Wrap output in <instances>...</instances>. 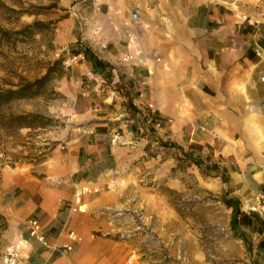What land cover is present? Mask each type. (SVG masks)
Returning <instances> with one entry per match:
<instances>
[{"label": "crops", "instance_id": "0c3cea01", "mask_svg": "<svg viewBox=\"0 0 264 264\" xmlns=\"http://www.w3.org/2000/svg\"><path fill=\"white\" fill-rule=\"evenodd\" d=\"M97 1L99 13L109 21L98 27L97 36L80 41H87L92 55L111 67V80L119 84L118 102L114 105V100L109 102L104 96L105 112L84 118L85 127L71 131L64 158L45 168L41 179L26 168L3 175L0 214L16 242L25 241V263L122 264L121 259L130 254L137 259L135 264H148L138 261L145 253L132 242L121 246L107 239L92 241L93 232L110 231L104 218L91 216L103 204L88 197L83 201L89 207L87 212L70 213L68 209L74 185L99 183L117 168L111 139L117 133L123 140L133 127L141 132L143 127L137 122L141 119L155 131L153 143L192 155L213 150L214 157L221 160V171H228L230 199L259 208L234 220L242 219L237 224L241 231L258 238L246 247L254 253V264H264V245L260 244L264 243V57L258 59L253 53L256 45L264 52V30L234 20L218 6H192L190 1L181 6L164 0L155 25L161 30L154 34L152 28L139 36L134 21L113 16L119 12V0ZM69 38L70 44L77 41ZM56 39L62 45L61 36ZM65 50L67 46H62L61 51ZM77 56L81 57L71 61L67 52L62 54L67 76L88 94L106 92L113 83L107 85L108 79L94 74L83 55ZM126 56L131 61L124 62ZM125 101L135 111L131 118ZM10 191L14 194L9 195ZM171 218L168 221H179L177 216ZM30 220L41 226L45 246L29 238ZM173 226L162 232L161 243L167 259L185 264V230ZM70 231L81 242L65 253ZM197 253L195 246L189 247L187 261L196 264ZM197 259L200 264V256Z\"/></svg>", "mask_w": 264, "mask_h": 264}, {"label": "rangeland", "instance_id": "374dc122", "mask_svg": "<svg viewBox=\"0 0 264 264\" xmlns=\"http://www.w3.org/2000/svg\"><path fill=\"white\" fill-rule=\"evenodd\" d=\"M163 1L119 0L120 5L116 6L119 12L113 16H122L130 23L134 21L139 36H145L152 28L156 34L161 30V26L157 29L155 25L162 15L158 11ZM170 1L181 6L184 1H190L192 6H218L234 20L264 30V0ZM0 4L3 6H0V27L4 30L17 32L33 23L42 24L40 31L25 30V37L0 51V88L9 89V85H17L21 80L33 82L52 69L41 96L3 108L6 114L41 116L45 127L22 129L15 135L0 133L1 186L3 175L10 170L26 168L41 179L48 166L64 158L71 131L83 129L84 118L98 117L105 112L104 96L109 102L114 100L116 105L119 84L110 78L107 85L113 84L106 92L88 94L76 80L67 76L64 64L56 65L65 52L70 57L84 49L92 54L87 49V41L81 43L80 40L97 36L98 27L109 21L105 14L99 13L97 0H0ZM134 12L136 20L132 18ZM59 35L62 45L56 43ZM69 35L77 41L70 44ZM261 44L264 46V36ZM62 46H67V51H61ZM126 94L122 93L125 97ZM124 104L131 118L135 111L128 101ZM137 122L138 127H143L141 132L133 127L123 140L110 142L116 148L117 168L93 184L102 188L100 194L88 196L95 204H103L91 216L104 218L110 228L107 233L93 232L92 241L107 239L121 246L132 242L141 247L140 253H145L138 258L140 262L179 264V261L167 259V251L161 243L162 232L174 223L173 228L185 230V264H194L187 261L189 247L193 246L199 251L200 264H254V253L247 251L246 245L255 244L258 238L253 239L241 231L237 221H232V209L240 216L244 213L243 204L230 199L228 171H221V160L214 157L213 150H198L193 154L194 160L200 163L199 169L192 163L193 159L186 157L187 153L164 143H153L155 131L150 124L141 119ZM110 181L118 184L115 190L105 189L104 185ZM88 208L85 206L84 212ZM171 216H177L179 221H168ZM16 244V236L0 221V262L7 250ZM197 256L196 264L199 263ZM136 260L130 254L121 259L122 264H135Z\"/></svg>", "mask_w": 264, "mask_h": 264}, {"label": "trees", "instance_id": "16d2710c", "mask_svg": "<svg viewBox=\"0 0 264 264\" xmlns=\"http://www.w3.org/2000/svg\"><path fill=\"white\" fill-rule=\"evenodd\" d=\"M0 6H2L0 4ZM3 7V6H2ZM42 24L33 23L31 26H27L25 30H38ZM25 30L17 31V32H10L4 30L0 27V51L3 47L7 46L8 44L14 43L18 38L25 37ZM83 55L84 59L89 62L92 66V70L94 74H97L105 79L111 78V68L109 65L105 64L104 62L98 60L92 54H90L86 49L78 52H74V56ZM62 59L56 62V65H61ZM108 70L106 76L103 74L105 71ZM52 73L51 70H47L46 74L33 82H25L21 80L17 85H9V89H1L0 88V133L5 135L11 134H18V132L22 129H33V128H44L45 125L43 123V118L38 115L33 114H22V115H13V114H6L3 112V108L6 106L22 101V100H30L42 95L48 81L50 75ZM186 157L189 159H193V164L200 169V163L198 160H194V155L187 153ZM232 221L235 222L234 218L236 217L234 210L232 209ZM0 221H2L5 226V220L0 214ZM242 223V219L239 220L237 223L239 226ZM261 245L264 243L261 242Z\"/></svg>", "mask_w": 264, "mask_h": 264}, {"label": "built area", "instance_id": "2783aa9c", "mask_svg": "<svg viewBox=\"0 0 264 264\" xmlns=\"http://www.w3.org/2000/svg\"><path fill=\"white\" fill-rule=\"evenodd\" d=\"M253 53L256 58L262 59L264 57L263 50L258 47L257 45L253 47ZM81 56H74L70 60L75 61L77 58ZM124 62L131 61V58L129 56H126L123 58ZM263 81V79H261ZM158 127V126H157ZM119 141V136L115 135L111 139V144H114ZM117 183L110 181L104 185L105 189L108 191L115 190L117 187ZM102 191V188L98 185H89V184H76L74 185V192L72 196V200L69 205V211L70 213H83L84 212V204L83 200L85 197L88 196H95L100 194ZM259 208L256 207H249L247 205L242 206V212H251L255 213L258 212ZM262 211H264V204L262 205ZM27 230H28V236L31 239H34L37 243L41 244L42 246H45V238L42 233L41 226L36 220H30L27 223ZM67 239L70 242L69 245L63 247V251L65 253H69L72 251V244L80 243L81 238L73 231H70L67 233ZM25 241L19 240L17 244L14 247H11L7 250V252L4 254V256L1 259L0 264H26V258L24 257L23 253L25 250Z\"/></svg>", "mask_w": 264, "mask_h": 264}, {"label": "water", "instance_id": "95a60500", "mask_svg": "<svg viewBox=\"0 0 264 264\" xmlns=\"http://www.w3.org/2000/svg\"><path fill=\"white\" fill-rule=\"evenodd\" d=\"M132 18H133V20L137 19L135 13L132 14Z\"/></svg>", "mask_w": 264, "mask_h": 264}]
</instances>
